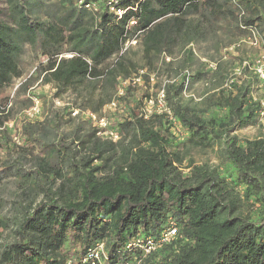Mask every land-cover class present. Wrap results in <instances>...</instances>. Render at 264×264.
<instances>
[{
  "label": "trees",
  "instance_id": "obj_1",
  "mask_svg": "<svg viewBox=\"0 0 264 264\" xmlns=\"http://www.w3.org/2000/svg\"><path fill=\"white\" fill-rule=\"evenodd\" d=\"M108 1L0 0V264H90L82 259L99 244L106 259L96 264H264V140L231 135L256 124L259 81L245 70L224 88L220 62L223 49L254 33L264 44V0H115L120 16ZM204 43L217 92L184 99L205 77L200 65L165 84L168 112L146 115L149 90L160 86L151 75L186 72L191 46ZM26 48L38 75L11 97ZM38 76L55 98H74L40 121L15 119V143L6 123L33 107L27 94ZM74 110L112 119L118 139L99 137L91 117L72 118ZM75 119L69 134L61 130ZM215 144L221 167L188 159ZM171 228L175 236L148 254L127 248L159 242Z\"/></svg>",
  "mask_w": 264,
  "mask_h": 264
},
{
  "label": "rangeland",
  "instance_id": "obj_2",
  "mask_svg": "<svg viewBox=\"0 0 264 264\" xmlns=\"http://www.w3.org/2000/svg\"><path fill=\"white\" fill-rule=\"evenodd\" d=\"M207 47L208 46H206L205 43L197 45L193 44L191 46L192 52L194 53L195 57V64L190 65V69H188L186 72L182 70V72L179 74L180 71L178 73H174L172 71L171 73L169 72L168 75L167 73L158 70L159 72L157 71L156 74L151 75V85L158 83L160 84V86L156 90H149V94H154L151 100H147L144 103V111L146 115H149L151 113L162 114L164 110H162V108H158L157 105L154 104L158 92L162 88L164 89L166 83H172L175 81L176 78H179L183 75H187L186 77H188V75L191 77L194 76V74L196 73L195 71L197 69H200V65H203L202 67L205 71V77H203L201 81L193 82L192 84L189 83L187 89L184 91L183 94L184 99H190L192 103L196 104L199 103L202 98L208 96L210 93L214 91L217 92V90H215L218 87L216 85L217 79L214 78V76L211 74V71L216 68V63H213L206 59V55H209L211 53L207 52ZM221 55L222 58L220 59V62H223L224 64L223 75L225 76L227 72L229 74V76H227V81L225 80L224 83H222V87L228 88L231 83L239 84L242 80L246 78L247 72L244 71H250L252 72V74L256 75V78L259 81L257 85L252 86L253 100L255 101L259 97L262 99L261 105L263 108L260 111L256 124L243 129L237 128L231 133V135L235 136L241 143H244L247 140L254 139L264 140V80L258 72V69H262V71H264V44L261 40V36H258L257 33H254L249 38H244L240 40L236 45L231 46L227 49H223ZM45 60V58H41L39 61L44 63ZM23 61L25 64V73L23 78L14 82L13 90L9 91L11 92V97L14 93L15 88H17V86L19 85V83H21V81H23V79L28 78L31 75L33 77H37L38 75L35 71L36 64L33 62V56L28 48H26V51L23 55ZM168 61L169 59L165 58V62ZM159 67H161V69H164L161 66V63ZM142 72L143 71H140V73ZM166 75H168V77ZM134 83H138L139 86L145 88L140 78L134 79ZM119 91L122 92V89L119 88L118 92ZM54 93L55 90L50 85L42 84L41 76H38V78H34L32 87L29 88L28 91L29 95L27 94V96L30 97L33 101V107L25 111H17L18 113L17 115H14V119L6 123L7 126L11 128V135L13 136V141L15 143H21L22 139L20 135V129L18 128L16 130H13V123L15 119H18L19 122H25L27 120L40 121L42 120V118L44 117L43 115H45L46 112H49L52 109H62L63 107L67 106L74 98L69 94H65L61 98H55ZM110 110H114V106H107L103 110V113L106 114L107 111ZM78 115L81 116L83 119L91 117L90 113H88L87 111L79 113L78 110H74L71 113L72 118H76ZM90 119V123L93 126L103 131L97 134L99 137L107 139L112 138L109 135L110 127L112 126L110 123L113 122L112 119L108 121L106 117L98 118L95 116L94 118L91 117ZM171 121L173 122V120ZM74 122H76V119L73 122H67V124L63 126L61 130L69 134L70 132L68 131ZM172 124L174 125V129L172 131L176 138L179 141H184L185 136L183 132L180 130L178 125L174 124V122ZM112 140L116 141L117 139L114 138ZM188 153V159L193 161L195 164H204L209 166L210 168L219 166L221 167L220 148L219 146L217 147L216 144L213 145L211 150H208L206 152H202L198 149H192ZM4 196H7L6 193L4 194ZM12 236L13 235L9 230H7L4 234V237L8 241L11 240ZM67 263L70 264V261H68Z\"/></svg>",
  "mask_w": 264,
  "mask_h": 264
},
{
  "label": "built area",
  "instance_id": "obj_3",
  "mask_svg": "<svg viewBox=\"0 0 264 264\" xmlns=\"http://www.w3.org/2000/svg\"><path fill=\"white\" fill-rule=\"evenodd\" d=\"M113 3H115V0H109L108 1V4L110 5V10L112 12H114L116 15L120 16L122 14V11L119 10V9H115L114 6L112 5ZM86 7H88V6H86ZM135 43H136L135 41L127 42L125 44V48L127 46H129V45H134ZM258 72H259L260 76L262 77V79L264 80V71H262V69H258ZM118 94H122V92L119 91ZM114 103L115 102H112L109 106H115ZM154 104L157 105L158 108H162V110H164V112L167 111L166 101H165V92H164L163 88L158 92ZM91 117L94 118V115H91ZM109 135H110V137H112L111 139H114V138L118 139V134L117 133H113V132L110 131ZM175 234H176V229L175 228H171V229H168L166 232H164L162 234L161 239L159 240V242H153L151 239H147L144 244H141L139 242L130 243V244L127 245V248L130 249L132 247L139 246V247L142 248V250L144 251L145 254H148L151 251H154L162 243L168 242L173 236H175ZM104 259H106V253H105V250H104V246L102 244H99V245L96 246L95 249H93L92 251H89L83 257L82 262H90V264H96V262L101 263ZM66 264H69V263H66Z\"/></svg>",
  "mask_w": 264,
  "mask_h": 264
}]
</instances>
